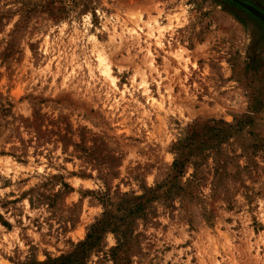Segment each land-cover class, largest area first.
Wrapping results in <instances>:
<instances>
[{
    "label": "rangeland",
    "instance_id": "1",
    "mask_svg": "<svg viewBox=\"0 0 264 264\" xmlns=\"http://www.w3.org/2000/svg\"><path fill=\"white\" fill-rule=\"evenodd\" d=\"M192 132L128 264H264V0H0V264L71 253Z\"/></svg>",
    "mask_w": 264,
    "mask_h": 264
},
{
    "label": "trees",
    "instance_id": "2",
    "mask_svg": "<svg viewBox=\"0 0 264 264\" xmlns=\"http://www.w3.org/2000/svg\"><path fill=\"white\" fill-rule=\"evenodd\" d=\"M11 105L4 109L9 113ZM195 132L187 138L184 144L179 145V150L183 153L180 157L174 159L171 164L172 176L161 184H157L154 188H149L138 197L128 199L127 196L119 197V201L114 205L110 203L109 198L103 202L105 209L114 207V212L105 211L102 218L97 220L89 229L85 239L78 243L73 251L69 254L56 258H47L43 262L31 261L28 264H87L92 253L100 252V242L104 235L108 232L113 233L116 237L117 244L109 250V257L114 264H128L125 256L136 241L138 235L134 234L135 221L143 218L147 206L157 199V193L167 198L172 192L181 191V187H177L178 181L183 177L186 164L192 156ZM68 188L67 185H64Z\"/></svg>",
    "mask_w": 264,
    "mask_h": 264
}]
</instances>
